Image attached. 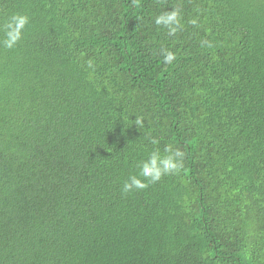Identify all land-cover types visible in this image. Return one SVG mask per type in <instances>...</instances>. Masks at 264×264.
<instances>
[{"label": "trees", "instance_id": "1", "mask_svg": "<svg viewBox=\"0 0 264 264\" xmlns=\"http://www.w3.org/2000/svg\"><path fill=\"white\" fill-rule=\"evenodd\" d=\"M0 264H264V0H0Z\"/></svg>", "mask_w": 264, "mask_h": 264}, {"label": "clouds", "instance_id": "2", "mask_svg": "<svg viewBox=\"0 0 264 264\" xmlns=\"http://www.w3.org/2000/svg\"><path fill=\"white\" fill-rule=\"evenodd\" d=\"M176 12H172L170 14H167L166 17H157L156 19V23L157 24H161V23H165L166 25H169L173 22H175L176 19ZM172 31H174V29H172ZM173 55L172 53H167L165 55V63H170L173 59ZM135 125L137 127H142L143 126V120L139 117L136 118L135 120ZM174 156L176 158H180L182 160V153H180L179 151L175 152ZM156 159V154H152V156L149 157V160L147 162H145L144 164L141 165V175H144L147 179H151L152 182H155L156 180H158L160 178L159 175L150 173L147 169L148 167L151 165L152 160ZM166 159H172V157H168ZM180 166L179 164V160L177 161L176 165H174V167H178ZM168 168L167 166H165L164 171H167ZM145 185L141 183L140 180H138L135 176L130 177L128 181H126L124 183L123 186V191L124 192H129L131 191L133 188H141L144 187Z\"/></svg>", "mask_w": 264, "mask_h": 264}]
</instances>
